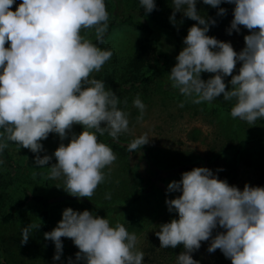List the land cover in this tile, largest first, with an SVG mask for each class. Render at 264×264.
<instances>
[{
    "label": "clouds",
    "instance_id": "1",
    "mask_svg": "<svg viewBox=\"0 0 264 264\" xmlns=\"http://www.w3.org/2000/svg\"><path fill=\"white\" fill-rule=\"evenodd\" d=\"M222 2L234 4L228 34L239 33V26L249 31L244 48L236 52L230 42L207 35L216 21L199 14L197 0H172L173 25L177 12L197 23L183 39L185 47L175 58L169 80L195 104L221 96L234 101L232 118L255 125L264 119V0H203L220 16L226 13L219 7ZM15 3L0 0V152L9 142L15 143L37 154L34 164L39 168L54 156L56 163L49 167L47 178H63L68 194L90 198L105 180L102 170L117 159L107 144L98 142L97 134L107 132L117 139L130 131L129 113L118 107L115 92L106 90L103 80L91 78L111 59L112 51L81 35L82 30L94 29L96 41L104 43L109 21L105 0H22L13 11ZM140 4L145 13L156 8L154 0H140ZM237 62L238 74L233 75ZM201 73L213 75L204 80ZM226 76L231 77L230 88ZM133 104L140 110L137 120H142L145 105L139 96ZM74 124L82 127L78 135L71 133ZM50 133L61 141L67 138L68 143L61 142L52 156H40L45 151L40 142ZM149 141L144 133L132 140L129 151ZM166 192L180 193L165 200L167 210L178 218L159 225L156 235L160 248L183 247L176 264H199L192 253L209 240L207 251L219 249L231 264H264V187L246 183L241 190L206 167H194L183 172L179 181H171ZM105 198L111 199L110 194ZM40 226L22 227L21 245ZM218 226L225 231L213 237ZM43 235L54 243V261L61 258L62 237L72 240L79 249L75 261L83 264L144 261L134 232L119 221L113 226L89 210L65 208L56 227ZM68 264H74L72 258Z\"/></svg>",
    "mask_w": 264,
    "mask_h": 264
},
{
    "label": "rangeland",
    "instance_id": "2",
    "mask_svg": "<svg viewBox=\"0 0 264 264\" xmlns=\"http://www.w3.org/2000/svg\"><path fill=\"white\" fill-rule=\"evenodd\" d=\"M21 2L16 0L11 10L15 11ZM105 4L109 21L105 33L107 41L102 49H110L113 55L100 72L91 74V78L103 80L106 90L115 92L120 101L118 107L129 113L130 131L117 139L107 132L104 134L114 144L129 145L144 133H148L150 141L135 151L108 143L117 159L102 170L105 180L98 185L92 197L79 199L63 189V178H47L49 167L56 163L52 154L61 142L68 143L67 138L61 141L57 134L50 133L40 142L45 151L39 155L52 156L49 164L42 168L34 164L37 154L9 142L8 147L0 152V264H6L4 256L11 264H68L69 258L74 264H83L75 261L79 249L71 239L64 237L61 239V258L54 261V243L43 235L56 227L62 211L68 207L75 211L89 210L96 216L105 217L113 226L117 221L123 223L130 233L134 232L138 237L136 248L144 253L143 264H176L183 247L160 248L156 235L159 225L178 218L175 212L167 210L165 204L166 199L180 195L179 192H166L171 181H179L183 172L194 167H206L218 179L226 180L241 190L246 183L264 187V119L249 125L239 118H232L225 105L232 107L234 101H225L222 96L211 103L195 104L172 87L168 72L161 68L157 48L167 53L171 70L176 64V56L185 47L183 39L188 29L197 22L177 12V23L173 25L169 19L173 12L172 0H163L160 9L147 19L153 34L146 41L147 35L128 26L109 30L110 23L120 18H134L140 9V0H105ZM196 7L206 18H212L216 9L205 5L203 0H197ZM219 7L226 9V13L218 15L207 35L230 42L239 52L245 46L244 36L249 31L239 26V33L233 30L229 35L227 29L233 19L234 4L222 2ZM81 35L92 41L95 39L94 29L82 30ZM134 57L149 64L144 66L147 68L142 74L151 72L152 77L132 86L125 74ZM239 67L240 62H237L233 75L238 74ZM212 75L201 73V78L207 80ZM230 80V76L224 78L229 88ZM137 96L145 105L143 119L139 121L140 110L133 104ZM79 126L74 124L71 133L78 135ZM24 190L30 195L50 199L46 214H43L40 201L22 203ZM106 194H110L111 199H106ZM8 213L12 217L5 221L4 216ZM29 223H40L41 226L33 230L26 245H21V229ZM217 232V229L213 230V237ZM209 244L210 240L202 241L201 247L192 253V258L199 264H231L219 249L209 253Z\"/></svg>",
    "mask_w": 264,
    "mask_h": 264
},
{
    "label": "trees",
    "instance_id": "3",
    "mask_svg": "<svg viewBox=\"0 0 264 264\" xmlns=\"http://www.w3.org/2000/svg\"><path fill=\"white\" fill-rule=\"evenodd\" d=\"M163 0H154V3L156 4V8L151 12V13H145L144 9L142 6H140L139 11L137 12L136 16L134 18H132L131 16L125 17V18H120L116 21H114L113 23H110L109 25V30L111 28H118V27H122V26H128L131 27L133 29L136 30H140L141 32H143L145 35H147L145 37L146 41L149 40V38L151 37V35L153 34V28L151 27V25L148 22V18H150L153 14V12H155L156 10L160 9V6L162 4ZM217 8L215 9L214 15L212 17V19H214L215 21L218 19V15H217ZM233 17V15H232ZM213 25H210L209 27H212ZM148 38V39H147ZM104 43L100 44L96 41V38L92 41L94 44H97L98 47H100L101 49L105 47L106 41H107V35L104 34L103 37ZM157 55H158V60L159 62H161V68L166 70L168 72V74L170 73V67L168 66V56L167 53L163 52L161 49L157 48ZM161 59V60H160ZM144 66H149V64L147 65L145 61L139 60V57H134V59L132 60V62L128 65L127 69L130 70L129 72H127L126 69V77L128 78L130 84L133 86L136 82H147L151 77H152V73L148 72L146 74H142V71L144 70ZM141 67H143L141 69ZM126 82V79L125 81ZM132 88V87H130ZM226 109L228 111L231 112V106H229L228 104L225 105ZM79 131H82V127L79 126L78 127ZM98 137V142L101 143H112L114 142L112 139H110L108 136L104 135H99L97 134ZM114 146H121L125 149H129V145L128 144H121V143H117L114 144L112 143ZM29 200H36V201H40V203L42 204V207L44 208L43 210V214H46V208L49 206L50 204V199L42 197V196H33L30 195L27 190H24V198H23V204L28 202ZM12 217L11 213H8L4 216V220L8 221L10 220V218ZM133 222V221H132ZM45 227L42 228V230ZM217 231L219 232H223L225 231L224 229H220L217 228ZM62 239V238H61ZM4 261L6 264H11V262L6 258V256H4Z\"/></svg>",
    "mask_w": 264,
    "mask_h": 264
}]
</instances>
